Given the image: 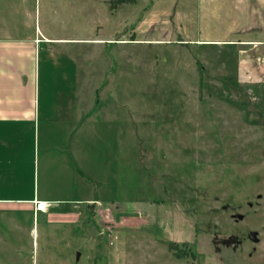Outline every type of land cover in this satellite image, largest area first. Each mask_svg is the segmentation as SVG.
<instances>
[{
  "label": "rangeland",
  "instance_id": "obj_1",
  "mask_svg": "<svg viewBox=\"0 0 264 264\" xmlns=\"http://www.w3.org/2000/svg\"><path fill=\"white\" fill-rule=\"evenodd\" d=\"M7 5L21 36L51 39L41 68L87 39L96 72L70 172L38 167L36 198L55 206L18 263L264 264V71L248 45L215 42L260 37L203 15L232 0H0V22Z\"/></svg>",
  "mask_w": 264,
  "mask_h": 264
},
{
  "label": "crops",
  "instance_id": "obj_2",
  "mask_svg": "<svg viewBox=\"0 0 264 264\" xmlns=\"http://www.w3.org/2000/svg\"><path fill=\"white\" fill-rule=\"evenodd\" d=\"M8 7L13 14L9 12L2 16L0 22V253L3 254L0 264H19L15 256L24 249V240L28 236L32 246L36 245L35 217L45 212L34 211L33 202L46 203L45 209L54 205L36 198L44 195L39 194L35 186L38 167L42 179L43 171L48 169L45 162L51 165L55 162L54 166L61 168L64 175L70 172V138L77 135L76 121L84 125L90 120L91 79L96 72L91 66L92 51L90 44L85 43L87 39L72 40L77 45L84 42L83 52L59 49L47 52L51 66L41 68L42 41L51 39L45 37L37 25L33 36H21L24 24L17 16L24 17L26 13L17 12L15 6ZM22 9L28 10L24 6ZM208 9L207 6L204 8V16L212 13L216 19H230L233 25L245 26L234 31L239 37L245 38V33L250 32L260 37L257 40L238 38L215 42H228L234 48L248 45L249 49L240 51L253 54L258 70L264 71V0H232L231 9H225L224 5L217 7V11ZM224 10L227 15H223ZM10 27H14V33H10ZM56 40L61 39L52 41ZM136 40L134 35L133 41ZM177 40L176 43L184 42L183 38ZM55 53H64L65 59H53ZM50 75H56L55 80ZM47 90L51 91L52 97L45 95ZM50 172L45 174L46 178ZM55 183L58 184V179ZM28 212L32 216L31 228H27L22 218L27 217Z\"/></svg>",
  "mask_w": 264,
  "mask_h": 264
},
{
  "label": "built area",
  "instance_id": "obj_3",
  "mask_svg": "<svg viewBox=\"0 0 264 264\" xmlns=\"http://www.w3.org/2000/svg\"><path fill=\"white\" fill-rule=\"evenodd\" d=\"M33 208H34V211H43L45 210V206H46V203L44 202H41V201H34L33 202Z\"/></svg>",
  "mask_w": 264,
  "mask_h": 264
},
{
  "label": "water",
  "instance_id": "obj_4",
  "mask_svg": "<svg viewBox=\"0 0 264 264\" xmlns=\"http://www.w3.org/2000/svg\"><path fill=\"white\" fill-rule=\"evenodd\" d=\"M252 236H253V241H256L257 238L255 237V233H252Z\"/></svg>",
  "mask_w": 264,
  "mask_h": 264
}]
</instances>
